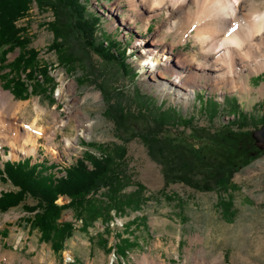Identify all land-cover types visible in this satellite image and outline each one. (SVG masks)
I'll return each mask as SVG.
<instances>
[{
    "label": "rangeland",
    "instance_id": "374dc122",
    "mask_svg": "<svg viewBox=\"0 0 264 264\" xmlns=\"http://www.w3.org/2000/svg\"><path fill=\"white\" fill-rule=\"evenodd\" d=\"M84 1L101 18L99 34L106 32L127 48L126 62L131 69L102 59L75 30L65 28L66 35L55 38L51 24L58 25L56 10L33 1L18 26L32 37L28 49L39 51V66L48 67L55 85L52 89L42 82L38 93H30L33 82L26 79L29 91L22 99L0 78L1 90L12 100L2 119L23 136L33 130L30 139L37 140L34 147L24 145L25 136L22 146H12L11 141L0 145V170L7 161L31 158V163L45 164L52 176L60 177L86 153L112 154L126 184L121 194L130 195L140 186L144 191L133 207L113 209L108 220L99 218L86 229L72 208L64 210L60 222H72L74 231L60 251L31 227L35 212L26 206L35 205V199L27 197L16 207L0 210V264H194L201 257L207 264L220 257L224 264H264V149L252 137L263 125L264 71H245L242 78L247 88L237 91L225 85L214 89L211 78H203L189 91L188 101L181 98L184 92L177 96L167 89L159 91L158 82L142 71L147 55H141L135 45L141 38L150 41L158 31L162 46H169L174 34H167L165 12L153 17L146 29L126 0ZM55 41L56 48L52 46ZM198 46L189 35L182 44L175 42L173 51L193 54ZM21 51L25 50L10 52L8 60ZM2 64L0 60V77L9 71ZM17 103L27 106L19 110ZM158 106L176 119L160 122L154 109ZM177 116L191 117V121L184 123ZM60 120L69 123L59 128ZM34 121L36 126L29 129ZM151 130L181 154V159H187L183 166L188 167L189 179H176L172 173L165 184L162 165L141 138ZM7 133L10 138L11 132ZM118 152L122 157H117ZM235 152L241 160L229 189L219 191L215 175L206 184L200 183L197 163L204 155L210 163ZM6 189L16 190L0 171V195ZM108 195L109 189L104 187L95 196L106 200L103 197ZM67 202L68 197L58 200L59 204ZM98 205L102 203L95 202L92 208Z\"/></svg>",
    "mask_w": 264,
    "mask_h": 264
},
{
    "label": "trees",
    "instance_id": "16d2710c",
    "mask_svg": "<svg viewBox=\"0 0 264 264\" xmlns=\"http://www.w3.org/2000/svg\"><path fill=\"white\" fill-rule=\"evenodd\" d=\"M33 1L40 7L50 6L56 10L58 25L56 22L51 24L55 38L65 36L67 32L65 28L75 30L85 45L102 59L119 64L128 71L131 69L130 64L126 62L127 48L122 47L115 38H110V34L106 32L99 34L101 18L97 13L90 12L84 0H0V60L4 63L3 70L9 69L4 77L0 78L13 88L12 92L15 95L22 99L26 98L29 91L26 79L33 82L30 93H38L43 88L42 82L52 89L55 85L49 76L48 67L39 66V51L28 49L32 37L26 32L25 27L18 26V22L27 17ZM59 12L63 14L60 15ZM105 34L109 38L105 37ZM56 45L59 46L55 41L52 46L56 48ZM16 48L25 51H21L14 60L9 61L8 54ZM205 104L206 108L209 107V100L206 99ZM260 107L264 109V103ZM154 109L160 122L176 119L169 118L170 113L161 106ZM172 111L176 112L174 109ZM177 119L184 123L191 121V117L181 119L177 116ZM261 124H264L263 116ZM141 138L147 144L151 156L162 165L166 185L171 181L172 173L176 179L182 181L190 178V174H186L188 167L183 166V163L186 165L188 162L187 159H181V154L177 155L160 135L151 130L142 134ZM122 155V152H118L117 157L120 158ZM207 158L209 156L204 155L197 163L202 178L200 183L206 184L210 177L215 175V187L219 188V191L229 189L232 175L240 166L239 153L214 158L210 163H207ZM117 165L116 156L112 154L98 157L86 153L66 168L62 176L54 177L50 174L48 166L31 163V158L17 162L7 161L0 171L16 190L6 191L0 195V210L7 211L16 207L26 201L27 197L35 199L37 202L35 205L26 206L29 212H35L31 227L40 230L42 237L48 241L52 240L54 249L60 251L74 231L72 222H60L64 210L72 208L75 215L83 220V227L86 229L99 218L108 220L113 209L121 211L124 207H133L135 201L140 198L144 191L142 186L130 195L121 194L126 184L122 182ZM104 187H108L110 196H104L103 198L107 197L106 200L97 199L95 195ZM61 197H68L69 202L59 204L58 200ZM95 202L96 204L101 202L102 205L92 208ZM229 203L228 200L227 208L230 207ZM117 249L120 253V249L118 247Z\"/></svg>",
    "mask_w": 264,
    "mask_h": 264
},
{
    "label": "bare ground",
    "instance_id": "6f19581e",
    "mask_svg": "<svg viewBox=\"0 0 264 264\" xmlns=\"http://www.w3.org/2000/svg\"><path fill=\"white\" fill-rule=\"evenodd\" d=\"M126 1L146 29L153 17L165 12L167 34H174L169 46H162L158 31L150 41L141 38L135 45L141 49V55H147L142 62V69L145 68L142 71L150 80L158 82L159 91L167 89V93L173 92L177 96L184 92L181 98L188 101L189 91L193 92L203 78H211L214 89L225 85L237 91L247 88V82L242 78L245 71H264V0ZM189 35L199 44L198 51L175 54L174 43L182 44ZM160 79L166 82H159ZM11 101L10 95L0 88V145L11 141L16 147L25 135L18 128L12 130L5 117L4 120L1 117L8 113ZM16 106L21 110L27 104L17 103ZM72 118L70 116L68 121ZM68 121L60 120L57 127L66 126ZM31 126L29 129H34L35 121ZM7 132H11L10 138ZM32 135L33 130L26 132L25 146L36 145L37 140L30 139ZM35 135L39 137L41 134L37 132ZM66 141L67 145L71 144L69 138ZM194 264H207V261L201 257ZM212 264H224L223 258Z\"/></svg>",
    "mask_w": 264,
    "mask_h": 264
},
{
    "label": "water",
    "instance_id": "95a60500",
    "mask_svg": "<svg viewBox=\"0 0 264 264\" xmlns=\"http://www.w3.org/2000/svg\"><path fill=\"white\" fill-rule=\"evenodd\" d=\"M252 137L255 140V144L260 148L264 149V124L261 128H258L252 133Z\"/></svg>",
    "mask_w": 264,
    "mask_h": 264
},
{
    "label": "crops",
    "instance_id": "0c3cea01",
    "mask_svg": "<svg viewBox=\"0 0 264 264\" xmlns=\"http://www.w3.org/2000/svg\"><path fill=\"white\" fill-rule=\"evenodd\" d=\"M9 190H10V189H6L5 191H9ZM5 191H4V192H5Z\"/></svg>",
    "mask_w": 264,
    "mask_h": 264
}]
</instances>
